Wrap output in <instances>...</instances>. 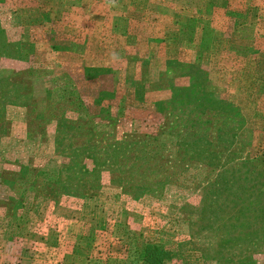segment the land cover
I'll list each match as a JSON object with an SVG mask.
<instances>
[{"label":"rangeland","instance_id":"1","mask_svg":"<svg viewBox=\"0 0 264 264\" xmlns=\"http://www.w3.org/2000/svg\"><path fill=\"white\" fill-rule=\"evenodd\" d=\"M264 264V0H0V264Z\"/></svg>","mask_w":264,"mask_h":264},{"label":"trees","instance_id":"2","mask_svg":"<svg viewBox=\"0 0 264 264\" xmlns=\"http://www.w3.org/2000/svg\"><path fill=\"white\" fill-rule=\"evenodd\" d=\"M144 259L149 264H163L164 263V250L159 246L149 244L144 250Z\"/></svg>","mask_w":264,"mask_h":264}]
</instances>
